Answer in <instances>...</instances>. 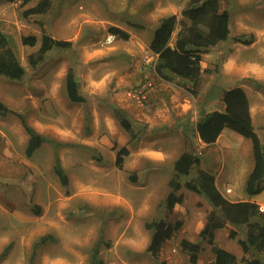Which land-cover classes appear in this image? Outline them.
Returning <instances> with one entry per match:
<instances>
[{
    "label": "rangeland",
    "instance_id": "obj_1",
    "mask_svg": "<svg viewBox=\"0 0 264 264\" xmlns=\"http://www.w3.org/2000/svg\"><path fill=\"white\" fill-rule=\"evenodd\" d=\"M38 1L0 0V29L25 68L20 79L0 75V100L8 108L0 113V264H91L94 249L102 264H191L182 238L200 242L195 264H214L215 246L238 260L258 256L238 243L245 225L216 229L211 244L201 238L212 206L184 186L196 171L180 177L182 186L174 191L182 194L180 203L169 209L163 200L186 135L200 154V168L215 176L225 197L264 207V190L250 196L245 189L254 164L250 138L225 127L207 144L196 131L202 116L224 108L223 91L240 86L264 144V0H218L229 12L230 34L201 53L196 94L177 77H160L148 47L159 19L173 13L182 18L189 0H51L45 14L24 15ZM111 26L127 31L128 39L111 34ZM43 33L70 40L72 47H54L35 62L30 55ZM29 34L37 37L33 46L21 42ZM250 35L249 44L234 39ZM70 69L79 100L68 94ZM117 109L131 121L133 137ZM20 116L52 142L27 155L29 133ZM122 146L128 154L119 167ZM56 158L68 177L66 188L54 170ZM155 218L181 224L152 256L146 225Z\"/></svg>",
    "mask_w": 264,
    "mask_h": 264
},
{
    "label": "trees",
    "instance_id": "obj_2",
    "mask_svg": "<svg viewBox=\"0 0 264 264\" xmlns=\"http://www.w3.org/2000/svg\"><path fill=\"white\" fill-rule=\"evenodd\" d=\"M50 8L51 0H39L34 6L25 9L23 13L26 16L30 14L42 15ZM180 14L182 16L180 19L175 13L159 19L154 27L148 47L156 54L155 71L160 77L165 80L177 77L181 86L190 93L196 94L203 72L200 64L201 53L229 37L230 16L227 10L220 9L218 0H189ZM178 24L179 29L176 32L174 42L171 44L170 39ZM109 32L125 40L129 37L127 31L117 26H111ZM234 39L244 44H249L253 40L252 35L247 39L241 36H235ZM21 42L33 46L37 42V37L34 34L22 35ZM54 47L68 49L72 47V42L43 33L40 46L30 55V58L34 59L35 62L40 61L45 53ZM24 74V66L17 59L7 36L0 29V75L10 79H20ZM67 76L68 94L72 99L79 100L80 96L77 92V83L72 69L69 70ZM222 100L224 103L223 109H214L197 121V134L201 141L210 144L217 140L225 127H229L250 138L254 164L245 189L248 195H256L264 190V144L254 129L249 96L242 87L234 86L223 91ZM7 111V106L0 100V113L4 114ZM115 116L125 131L133 137L135 132L128 117L119 109L115 111ZM20 117L29 133L26 147L27 155H31L42 144L52 142V140L28 126L23 116ZM127 154V147H120L116 153L115 164L119 167L122 166L123 159ZM55 162L54 170L61 177L63 186L66 188L68 177L58 158ZM200 162V154L195 151L194 144L185 135L184 149L174 161V173L169 180L170 191L163 200L165 206L170 209L175 203H180L183 200L182 194L176 195L174 193L182 186L179 179L181 176H189L192 170L196 171V176L185 180L184 186L191 191L202 194L212 206V211L208 214L200 230L201 238L207 239L211 244L216 229L222 228L226 224L232 226L245 225L247 227L245 235L243 238H238V243L244 253L252 251L258 254V256L250 258L242 256L238 260L233 252L215 246L213 247L215 253L214 264H264V207L260 209L259 203L255 200L233 201L225 197L215 185V176L201 169ZM27 178H31L30 171L25 174V180ZM254 218L256 220H253ZM180 224V221H177L174 225H171L163 218H155L147 223L146 227L151 230L147 251L152 256L158 255L162 243L173 235ZM236 235L237 231L235 229L229 230L230 238H234ZM45 238L43 236L41 240ZM180 246L190 253V262L195 264L197 254L201 250L200 242L182 238ZM91 264H102V261L97 257L96 249L92 253Z\"/></svg>",
    "mask_w": 264,
    "mask_h": 264
},
{
    "label": "built area",
    "instance_id": "obj_3",
    "mask_svg": "<svg viewBox=\"0 0 264 264\" xmlns=\"http://www.w3.org/2000/svg\"><path fill=\"white\" fill-rule=\"evenodd\" d=\"M112 38H113V35H109L108 40H112ZM260 209H263V207L260 206Z\"/></svg>",
    "mask_w": 264,
    "mask_h": 264
},
{
    "label": "crops",
    "instance_id": "obj_4",
    "mask_svg": "<svg viewBox=\"0 0 264 264\" xmlns=\"http://www.w3.org/2000/svg\"><path fill=\"white\" fill-rule=\"evenodd\" d=\"M150 43V42H149ZM250 200H253V199H250ZM257 202H258V200H257Z\"/></svg>",
    "mask_w": 264,
    "mask_h": 264
},
{
    "label": "bare ground",
    "instance_id": "obj_5",
    "mask_svg": "<svg viewBox=\"0 0 264 264\" xmlns=\"http://www.w3.org/2000/svg\"><path fill=\"white\" fill-rule=\"evenodd\" d=\"M233 58H235V57H233Z\"/></svg>",
    "mask_w": 264,
    "mask_h": 264
}]
</instances>
